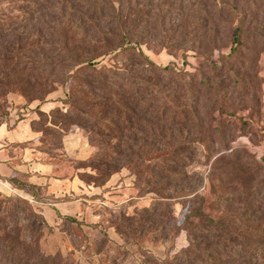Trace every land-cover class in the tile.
I'll list each match as a JSON object with an SVG mask.
<instances>
[{"label": "rangeland", "instance_id": "rangeland-1", "mask_svg": "<svg viewBox=\"0 0 264 264\" xmlns=\"http://www.w3.org/2000/svg\"><path fill=\"white\" fill-rule=\"evenodd\" d=\"M122 2L125 28L161 69L155 97L135 96L153 105L149 114L126 111L130 77L148 81L137 52L101 57L97 72L68 80L72 52L85 47L82 2L0 0L1 135L39 134L38 151L22 138L7 146L18 163L46 164L60 181L79 177L59 199L21 172L13 181L24 194L0 192V264H19L9 245L20 243L70 264H168L193 248L180 230L189 215L197 227L223 221L238 249L244 238L264 244V0ZM163 101L175 104L166 121L186 111L197 137L209 130L196 152L177 151ZM178 156L189 166L184 184L170 172ZM58 201L81 209L53 219L45 208ZM198 250L202 257L182 264H206L214 252ZM218 258L223 264L224 248Z\"/></svg>", "mask_w": 264, "mask_h": 264}, {"label": "trees", "instance_id": "trees-1", "mask_svg": "<svg viewBox=\"0 0 264 264\" xmlns=\"http://www.w3.org/2000/svg\"><path fill=\"white\" fill-rule=\"evenodd\" d=\"M78 1L83 3L82 8L85 10V18L81 22L82 37L85 47L81 49L79 54L72 52V55L75 56L72 57L73 63L71 69H69L70 73L67 77L68 80L78 81V78L82 73L89 72L90 74H94V72H97L99 63L96 61L101 57L113 55L118 56L119 54L129 51H131V53L137 52L138 57L146 66L142 70L143 73L140 74L148 75V83L138 80V77L136 76L130 77L134 82L133 85H136V87L133 90L131 89L132 96L130 95V97L132 101L128 104L126 111L141 110L149 114L153 105L144 103L148 104V106H141V104H143V100H139V98L136 99L135 96H140L141 92H143V94L146 95L145 98L151 97L152 99L155 97V94L157 93L155 86L158 82L155 78L158 77L154 73V69L160 72L161 69L143 54L139 43L133 41L132 31L129 28H125L123 19L126 16H130V13L126 14L125 10L128 3L122 2L124 0H71V2ZM235 41L238 40L236 39ZM201 57L209 63V66L212 65L208 58H205L202 55ZM119 71L120 70H117L115 72L119 73ZM109 72L114 73L112 71ZM104 84L105 89L112 93V90L108 87V85L106 83ZM174 94L175 93H172L170 97L172 98ZM152 101L153 100H151V103H153ZM173 105V107H175V104ZM78 106L79 101L76 104L77 110H79ZM155 107L156 106L154 105V108ZM173 107L168 102L163 101L162 106L159 107L163 121H166L164 118L166 110ZM109 108L110 107L108 106L107 109ZM191 117L192 116L187 114L186 111H174L171 118L166 121V126L172 130L170 132V138H174V136H176L181 140V143L178 144L177 147V151L183 153L181 155H184L186 152H196L195 146L202 143L207 133H209L208 129L202 127L198 133L199 136L197 137V134L194 131L195 128H188V124L193 121ZM195 118L197 117L195 116ZM194 134L196 135V138L191 140V137ZM177 160L178 163H174L170 172L176 178L177 183H187V180L189 179L187 168L189 166L182 158H180V156H178ZM19 175L20 174L18 173L17 176L10 178L7 181L15 188L22 191L23 189H20L13 181ZM31 196L36 200L34 195ZM200 213L201 212H194L193 214L200 216ZM190 219V215L185 218L180 230H186L188 232L189 240L191 246L193 245V248L187 250L185 255L179 256L173 262L168 264H182V262L191 263V260L194 259V257L200 258L201 255H199L198 249L201 245L206 246V244L207 249L212 247L214 248L213 254L208 255V260L205 261L206 264H221L222 262L218 258V255L221 254L223 248L225 257L223 264H264V244H256L251 242L250 239L246 240V238H244L247 248L241 246L242 248L238 249L239 241L229 240L233 234L237 233L230 231L223 221L217 222L213 218H208L205 226L197 227L195 226V223L190 221ZM238 237L240 238V236ZM9 248L14 250V252L17 250L21 252L18 257L19 264H70V260L67 257L65 258L60 255L45 256L41 254L37 248L34 249L33 252V248L27 243H20L17 247L9 245ZM30 250H32V252L28 253ZM243 257L246 259H243Z\"/></svg>", "mask_w": 264, "mask_h": 264}, {"label": "crops", "instance_id": "crops-1", "mask_svg": "<svg viewBox=\"0 0 264 264\" xmlns=\"http://www.w3.org/2000/svg\"><path fill=\"white\" fill-rule=\"evenodd\" d=\"M15 130L13 131L7 130V134H4V135L2 134L3 136L1 135V131H0V188H1L0 192L4 194H8L10 196L24 194L23 191L15 188L12 184H10L7 181L8 179L17 176L18 173L21 172V173H27L28 175H30L28 179L30 183L34 185L42 186V187L43 186L47 187V190H46L47 196H49L50 198L54 196L52 198L59 199V197L62 195L63 192L66 193L67 187L70 188V186H74L76 184V180L77 179L79 180V177H77V179L76 177H73L72 179L60 181L53 177L50 178L49 174H46L45 172L42 171L48 166L46 164H43L40 162L39 163L34 162L28 165L27 167H25L22 165L23 162L18 163L19 162L18 156L15 154L16 153L15 151H17V149L13 148V146L10 148H7V146L12 145V143H15L17 141H19V143L21 144L25 142L28 143L27 141H30V142L36 141L32 145V147H29V149L31 151H38V149L36 148V145L39 143V141H37V137L39 134L33 133L34 135L30 137L29 139H27L26 134H24V133H27V131H23V129H20L23 132L21 131L19 132V130L18 131H15ZM19 138H22L23 139L22 141H25V142H22L21 140H19ZM10 150H12L11 154L9 152ZM53 182H55L56 184H54ZM57 184H60L61 186H58ZM59 188H61L62 190L60 191L57 190ZM72 191H75V190H72ZM75 199L77 200L76 202L78 203L80 202V200H83L82 198L80 199L75 198ZM70 209H73V211L75 212V215H77L78 211L81 208L79 206H73L72 208H70L69 206H67V204H62L58 201L55 203L47 204V207L45 208V212L51 218H53L54 213H56L57 211H60L61 215L63 216L68 215L69 214L68 211Z\"/></svg>", "mask_w": 264, "mask_h": 264}]
</instances>
